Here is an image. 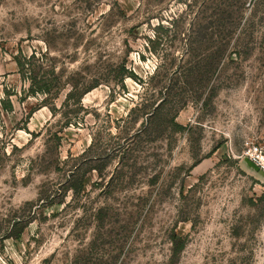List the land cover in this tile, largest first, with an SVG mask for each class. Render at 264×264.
I'll return each instance as SVG.
<instances>
[{
    "label": "rangeland",
    "instance_id": "rangeland-1",
    "mask_svg": "<svg viewBox=\"0 0 264 264\" xmlns=\"http://www.w3.org/2000/svg\"><path fill=\"white\" fill-rule=\"evenodd\" d=\"M206 2L0 0V264H264V0L184 82Z\"/></svg>",
    "mask_w": 264,
    "mask_h": 264
},
{
    "label": "trees",
    "instance_id": "trees-1",
    "mask_svg": "<svg viewBox=\"0 0 264 264\" xmlns=\"http://www.w3.org/2000/svg\"><path fill=\"white\" fill-rule=\"evenodd\" d=\"M206 8L209 10L208 21L202 25L198 26L196 30V24L192 23V30L191 33H194V36L188 37L187 42L185 45L190 48V51H194L195 60L187 61L188 68H186V73L184 75V82L189 81L196 77L197 71H201V79H204L207 82L210 81L213 72L218 68L221 59L227 49L228 40L231 34L234 32L236 27L240 24V21L243 18L242 11L244 9L245 3L247 0H206ZM223 6V7H222ZM233 9H230V7ZM212 20V21H211ZM174 19L171 21L173 22ZM214 27L213 33H208V29ZM154 32L156 35L155 45L160 43L161 38H165L171 35L172 27H165L162 24H158L154 28ZM190 38V39H189ZM216 38V39H215ZM152 41L151 39H149ZM156 48H153L155 51ZM208 51V53H205ZM25 59V57H23ZM18 65V72H20L23 76V80L27 79L30 81V86L28 92L32 95L34 94H44L58 96L60 90L62 89V81L58 78L57 74L53 73V79H39L37 80L36 75H32L31 69H29L28 64L26 63L29 61L21 60V58L15 59ZM192 63V64H191ZM121 78L130 76L135 77L132 71H128L124 66H121ZM194 74V75H193ZM188 77H190L188 79ZM1 85V83H0ZM99 85L98 82H95L88 87H85L81 91L77 90L76 85H71L70 91L67 93L66 98L64 100V104L68 102V100L73 97L77 104L81 103L82 97L91 89L97 87ZM64 86V85H63ZM123 86V85H122ZM56 90H54V88ZM4 96L0 98V108L2 111H11L13 109V104L10 99L12 93L8 92L7 90L4 91ZM163 99L161 102H163ZM160 102V103H161ZM158 104L150 116L154 117L158 113V108L161 104ZM54 109L52 108V113ZM30 114V113H29ZM28 114V115H29ZM173 124L174 119L172 118ZM71 122H68L70 124ZM176 124V123H175ZM177 124L175 125V127ZM180 128V127H179ZM172 243L174 244L173 247V254L177 255L185 246V242L183 238H178L176 236H172Z\"/></svg>",
    "mask_w": 264,
    "mask_h": 264
}]
</instances>
